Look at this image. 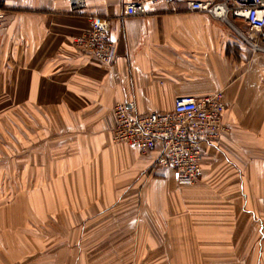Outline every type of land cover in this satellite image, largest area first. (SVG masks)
<instances>
[{
  "label": "crops",
  "instance_id": "crops-1",
  "mask_svg": "<svg viewBox=\"0 0 264 264\" xmlns=\"http://www.w3.org/2000/svg\"><path fill=\"white\" fill-rule=\"evenodd\" d=\"M1 1L0 127L11 122L18 135L25 127L29 140L42 135L44 159H53L47 168L28 171L41 179L33 187L37 211L50 216L51 207L65 211L63 197L51 198L55 189L92 192L94 205L130 212L114 216L136 228L123 233L125 240H134L128 252L120 241L103 249L106 264H204L200 256L210 254L211 247L230 244L232 253L236 248L235 232L205 231L197 222L198 209L209 206L206 185L214 181L233 191L235 205L256 223L254 260L263 264L262 54L252 52L232 24L187 10V0H174L170 7L148 5L147 14L137 17H122L130 0H85L79 11L71 9L69 0ZM90 15L111 19V66L73 45L89 28ZM230 21L250 34L244 23ZM218 91L225 102L226 129L217 140L202 143L203 178L198 183L181 184L173 169L155 166L157 149L143 155L135 146L112 140L118 102L136 114L170 112L177 96ZM213 233L218 234L214 242ZM10 234L20 239L19 233ZM10 234L0 232V239H10ZM32 235L26 242H1L0 264H19L20 256L37 245L30 239L43 238ZM89 257L80 246L74 264H101ZM64 261L40 264H69Z\"/></svg>",
  "mask_w": 264,
  "mask_h": 264
},
{
  "label": "rangeland",
  "instance_id": "rangeland-1",
  "mask_svg": "<svg viewBox=\"0 0 264 264\" xmlns=\"http://www.w3.org/2000/svg\"><path fill=\"white\" fill-rule=\"evenodd\" d=\"M10 123L0 127V232L19 233L20 239L10 234L8 235L10 239H0V246L8 241L26 242L25 238L33 237L34 232L38 233V237L43 236L40 239H30L37 242V245L35 249L20 256L17 261L19 264L58 263L65 262V259L69 264H74L78 260L80 246L90 254V262L106 264L107 253L103 249L109 245L110 241L125 242L124 248L128 252L134 240L129 237L125 240L123 233L136 228L134 224L123 222L124 217L122 216L129 215L130 212L124 213L123 210L114 212V207L111 205L99 207L94 205L90 199L92 192L57 191L58 189H55L51 192V198L63 197V201L68 203L66 208L62 207L65 211L60 213V208L51 207V216L44 214L42 209L37 211L38 208L34 205L33 187L41 179L34 174H28V171L29 169L47 168L46 162L52 163L53 159L49 158V161L44 159L42 135H36V137L32 135L29 140L27 128L20 127L18 135L16 127ZM57 176L52 175L53 179L58 178ZM202 178L203 173L195 183L202 181ZM54 185L56 187V184ZM221 185H217L214 181L206 185L209 196L205 201L209 202V206L197 208L199 215L197 222L205 227L202 228L205 231H225L227 235L232 231L235 232L234 245L236 248L232 253L230 244L226 249L211 247L210 254L200 256L203 258L202 262L204 264H255L256 223L249 214L241 212L240 207L235 205L237 202L233 200L235 193L224 191ZM83 194L87 196L86 200ZM78 195H83V199L79 201ZM41 199L42 196L38 198L39 201ZM194 199L198 203L199 200ZM259 209L261 217L264 218V206H260ZM115 214L122 216L115 217ZM119 218L122 220L120 221ZM217 235L213 233L212 242L218 239ZM22 236L24 239H21ZM60 236H62L61 240ZM64 237L67 238L66 245H64ZM1 242L4 243L1 244ZM60 248L63 249L60 250ZM98 249L100 251H97ZM93 251L99 255L93 256ZM127 258L131 256L127 255Z\"/></svg>",
  "mask_w": 264,
  "mask_h": 264
},
{
  "label": "built area",
  "instance_id": "built-area-1",
  "mask_svg": "<svg viewBox=\"0 0 264 264\" xmlns=\"http://www.w3.org/2000/svg\"><path fill=\"white\" fill-rule=\"evenodd\" d=\"M174 0H130L124 4L122 17L147 14L148 5L172 6ZM73 11L82 10L85 0H69ZM186 9L200 11L212 18L232 24L252 52L264 58V0H187ZM3 3L0 0V24ZM230 17L246 25L250 34L242 33ZM89 28L76 36L73 45L88 57L111 66L115 46L110 36L108 16H88ZM225 102L221 91L194 97L177 96L170 112L136 114L123 102L113 108L115 125L112 140L135 146L146 155L158 150L155 166L173 169L181 184L197 182L203 173V142H213L225 132L222 114Z\"/></svg>",
  "mask_w": 264,
  "mask_h": 264
}]
</instances>
